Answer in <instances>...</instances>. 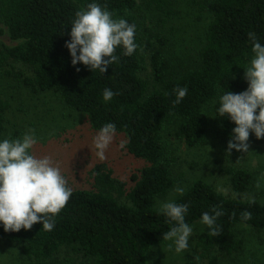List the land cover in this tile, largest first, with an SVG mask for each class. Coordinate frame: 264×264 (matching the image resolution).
<instances>
[{
	"label": "trees",
	"instance_id": "trees-1",
	"mask_svg": "<svg viewBox=\"0 0 264 264\" xmlns=\"http://www.w3.org/2000/svg\"><path fill=\"white\" fill-rule=\"evenodd\" d=\"M92 2L107 5L114 18L137 26V51L124 56L123 49L118 48L119 62L104 74L80 63L73 66L65 47L75 13ZM137 7V0H0V21L12 40L21 41L14 47H0V70L9 61L29 66L33 77L26 78L25 83L34 93H58L66 107L85 114L96 131L105 123H115L116 134L126 138L128 153L147 163L132 178L135 185L128 194L131 205L121 204L114 195L123 194L126 184L111 172L99 170L96 180L100 189L73 190L52 231L36 223L30 230L4 232L0 223V240L22 245L30 264H50L63 247L93 258L95 264H146L149 250L164 242L163 233L173 226L168 217L154 209L156 197L175 185L164 144L166 128L176 124L175 135L189 147L206 145L211 118L205 108L218 100V110L219 97L225 91L240 93L248 87L244 69L254 56L248 33L255 32L264 45V0H205L203 8L211 17L206 42L199 63L182 69L170 63L164 46L155 48L145 39L143 24L134 15ZM156 39L163 41L158 35ZM149 51L153 77L160 86L151 93L149 83L141 77ZM185 86L187 95L173 107V90ZM105 88L118 94L105 102ZM10 107L7 99L0 98V136ZM234 127L227 115L222 117L220 130L226 146ZM255 140V134H250L249 143ZM244 154L235 149L231 153L235 158ZM227 173L238 192L247 191L253 183L247 169H229ZM251 201L226 197L203 181L181 196L176 202L189 205L185 220L190 225L200 221L203 212L211 214L213 206H222L224 212L217 218L221 235L210 236L206 226L196 243L197 256L184 264H222V258L242 251L244 241L235 233L238 224L264 230V204ZM243 211L251 212L252 219L241 220Z\"/></svg>",
	"mask_w": 264,
	"mask_h": 264
},
{
	"label": "rangeland",
	"instance_id": "rangeland-1",
	"mask_svg": "<svg viewBox=\"0 0 264 264\" xmlns=\"http://www.w3.org/2000/svg\"><path fill=\"white\" fill-rule=\"evenodd\" d=\"M205 0H137L134 15L142 22L144 37L155 48L164 46L166 56L177 69L194 67L199 63L200 53L206 42V34L211 23L210 14L204 9ZM163 39L158 42L156 36ZM155 37V38H154ZM21 41L11 39L7 27L0 21V47H14ZM151 52L145 54L146 65L141 77L149 83V92L160 89L153 77L150 62ZM33 77L31 68L23 63L9 61L0 70V98L7 99L11 107L6 114V128L0 136L16 139L34 128L38 143L33 152L38 157L49 155L62 170L68 186L75 189H100L96 173L111 172L112 176L126 184L123 194H114L121 204L131 205L128 194L135 182L133 176L139 174L147 163L134 158L120 142L126 141L124 135L116 134L106 152L107 159L100 161L93 146L94 130L85 114L66 107L56 92L34 93L27 87L25 79ZM218 100L210 103L205 110L211 118V126L206 145L189 147L175 132L177 126H168L163 134L167 155L172 162V177L175 185L166 194L155 199L154 209L161 202L177 201L195 183L203 181L222 195L242 200L258 201L264 204V181L257 189V179L264 173V138L251 141L249 153L235 158L226 153L227 146L221 134L222 117L217 116ZM227 115V114H226ZM247 169L253 175V183L245 192L234 190L229 169ZM185 189L183 195L174 192L177 187ZM235 194V195H234ZM193 235L189 238L188 252L169 251L164 241L153 246L147 253L151 264H184L197 256L196 243L199 235L206 229L200 221L192 224ZM237 237L244 241L243 250L228 258L222 264H264V230L258 231L245 224L235 228ZM0 264H30L23 254V246L0 240ZM50 264H95V260L72 247H63Z\"/></svg>",
	"mask_w": 264,
	"mask_h": 264
},
{
	"label": "clouds",
	"instance_id": "clouds-1",
	"mask_svg": "<svg viewBox=\"0 0 264 264\" xmlns=\"http://www.w3.org/2000/svg\"><path fill=\"white\" fill-rule=\"evenodd\" d=\"M136 24L129 23L124 18H114L107 5L92 2L75 13L71 24L70 41L65 42L71 56L73 66L83 64L89 70H99L104 74L108 68L119 62L116 54L118 48L123 49L124 56L133 55L139 45L136 42ZM252 43L253 58L250 65L244 69V79L248 84L246 90L240 93L225 91L219 97L217 116L226 114L235 127L227 142L226 153L230 156L232 150L249 153L250 134L256 139L264 138V45L255 32H249ZM142 51V49H141ZM79 53V54H78ZM79 72L80 69L76 68ZM172 102L173 107L180 104L188 92V88L177 87ZM118 93L110 88L103 91L105 102L111 101ZM116 135V124L105 123L93 137L95 155L100 161L107 159L106 152ZM38 143L34 128L27 129L19 138H5L0 141V223L4 232H19L30 230L34 224L42 223L43 230L52 231L56 225V217L66 207L73 189L68 186V180L59 165L51 156L38 157L32 151ZM126 141H121L119 147L124 149ZM264 181V173L257 179L255 187L260 189ZM185 189L177 186L174 192L183 195ZM235 195V194H234ZM254 199L251 203H254ZM189 205L177 203L175 200L161 202L159 211L173 223L170 230L163 233V240L171 241L175 252L189 251V238L193 235V226L185 220ZM224 215L222 206H213L211 214L203 212L201 223L208 227L209 235H221L217 218ZM241 220L252 219V213L243 211ZM151 264V261L146 262Z\"/></svg>",
	"mask_w": 264,
	"mask_h": 264
}]
</instances>
